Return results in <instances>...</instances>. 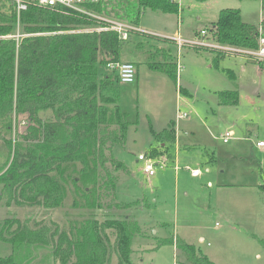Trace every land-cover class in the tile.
Wrapping results in <instances>:
<instances>
[{
	"label": "rangeland",
	"instance_id": "rangeland-1",
	"mask_svg": "<svg viewBox=\"0 0 264 264\" xmlns=\"http://www.w3.org/2000/svg\"><path fill=\"white\" fill-rule=\"evenodd\" d=\"M179 4L178 13L146 9L137 26L143 32L136 39L144 45H128L122 55L123 60H132L135 77L133 82L117 85L119 106L131 124L124 146L116 147L115 153L129 172L118 173L116 195L100 189V207L94 215L99 221L128 217L138 222L140 232L131 245L134 264H195L174 244H159L176 236L215 264H264V191L258 187L264 183V147L257 145L264 141V66L256 61L264 63V58L255 53H245L249 58L226 53L213 64L210 51L219 49L213 47L216 42L210 29L221 9H239L242 20L252 24L260 23L264 10L260 0H179ZM201 30H206L204 36ZM177 36L201 43H185L178 51L173 41L166 40ZM155 46L164 47L167 58L177 63L176 82L148 67V62L164 59ZM99 72L109 75L111 86L117 84L116 74L108 67L99 65ZM180 85L190 95L179 93ZM220 90H237L238 104H220ZM178 108L189 116L177 118ZM171 120L175 139H165V151L152 155V149H162L157 145L162 137L156 133L163 134ZM28 124L26 114L16 116L11 136L18 139ZM230 130L233 133L225 143L222 136ZM9 136L2 131L1 148ZM142 153L166 165L157 166L148 176L137 160ZM106 166L112 170L110 164ZM194 169L197 176L190 173ZM136 201L134 206L122 207ZM5 202L0 185V222L13 217L32 227L42 223L68 229L83 212L74 207L70 190L59 207ZM106 233L111 251L107 264H121L113 246L114 231ZM10 252V244L0 239V256ZM32 256L24 264H60L51 247L33 248Z\"/></svg>",
	"mask_w": 264,
	"mask_h": 264
},
{
	"label": "trees",
	"instance_id": "trees-1",
	"mask_svg": "<svg viewBox=\"0 0 264 264\" xmlns=\"http://www.w3.org/2000/svg\"><path fill=\"white\" fill-rule=\"evenodd\" d=\"M87 6L101 15L138 25L146 9L178 13L180 4L179 0H99ZM260 6L264 10V0ZM16 23L12 6L5 10L0 6V35L14 33ZM19 24L25 36L18 43L13 38H0V134L10 135L0 147L2 195L7 205L59 207L70 190L74 207L83 212L68 229L42 223L32 227L18 218L6 217L0 222V239L10 244L11 252L0 256V264L28 263L33 248L43 247H51L60 264H107L111 253L107 229L114 231L113 246L120 263L134 264L131 245L140 232L138 222L128 217L99 221L94 215L100 207V189L116 195L118 173L129 172L115 150L124 146L131 124L118 103L117 76L113 87L109 75L101 76L99 65L132 63L122 55L128 45H144L136 40L143 31H132L124 40L114 30H95L104 25L96 19L37 6L21 11ZM210 32L222 47L255 50L259 38L264 37V18L252 24L242 20L239 9H221ZM166 40L176 44L173 39ZM155 51L164 59L148 62V67L176 82L177 63L167 58L164 47L155 46ZM210 51L214 53L213 64L228 53L223 49ZM226 72L234 76L230 69ZM217 97L220 104H238L237 90L217 91ZM20 114H26L29 124L15 139L11 134ZM168 127L163 134L156 133L157 137L173 140V123ZM150 153L160 155L163 150L152 149ZM259 188L263 192L264 183ZM115 204L119 207L117 200ZM168 242L173 239H162L159 244ZM174 242L193 263L215 264L192 244L180 239Z\"/></svg>",
	"mask_w": 264,
	"mask_h": 264
},
{
	"label": "built area",
	"instance_id": "built-area-1",
	"mask_svg": "<svg viewBox=\"0 0 264 264\" xmlns=\"http://www.w3.org/2000/svg\"><path fill=\"white\" fill-rule=\"evenodd\" d=\"M99 0H0V6L5 10L8 7L12 6V9L15 10L17 15V23H16V30L14 33L9 34L7 36L0 35V38H13L15 39L16 43L20 41L22 37L25 36V34L21 33L20 31V24H19V15L20 12L27 9L29 6H37L42 8H58V9H64L66 11H69L71 13H75L78 15H83L88 18L96 19L99 22H103L102 27L94 28L95 30H101V29H111L116 31L121 39H127L128 35L132 31H142L140 28L137 27V25H134L132 23H128L126 21L113 19L104 15H101L99 13H96L92 11L90 8H88V4L97 3ZM206 30H201L200 33L204 36ZM173 40L176 43L178 51L181 49V47L185 44H197L201 42H196L194 40H183L180 37H175ZM213 46V45H211ZM215 48L223 49L227 51L228 53L233 54H239L243 55L244 57L249 58L246 54H256L257 56H260L264 58V37H260L258 40V48L255 50L250 49H235V48H227L222 47L218 44L213 46ZM246 53V54H245ZM255 59V58H254ZM260 61V59L256 60ZM106 67L110 69V71L114 72L118 78L119 82H125L130 83L133 82L135 77V68L134 64L131 62H123V61H110L106 64ZM187 113L180 111L178 108L176 111V117L182 118L186 117ZM231 132H227L224 136H222V140L224 142H227L229 139ZM257 145L259 147H264V141L259 140L257 142ZM137 160L141 161L143 164V171L148 175L151 176L155 173L156 167H163L166 165L165 161L162 159H156L152 157L151 155H147L145 153L139 154L137 156ZM191 174L193 176L198 175L197 170H192Z\"/></svg>",
	"mask_w": 264,
	"mask_h": 264
},
{
	"label": "crops",
	"instance_id": "crops-1",
	"mask_svg": "<svg viewBox=\"0 0 264 264\" xmlns=\"http://www.w3.org/2000/svg\"><path fill=\"white\" fill-rule=\"evenodd\" d=\"M138 26V25H137ZM264 66V65H263ZM232 71V70H231ZM233 72V71H232ZM233 75H234V73H233ZM234 77V76H233ZM177 81V80H176ZM179 93H182V94H184V95H190V93L187 91V89H183L182 87H181V85H180V87H179ZM176 92H178L177 91V89H176ZM183 112H185V111H183ZM187 113V112H186ZM189 116V114L187 113V116L186 117H188ZM170 122H172L173 123V127H174V139H175V121H173V120H171ZM169 123V122H168ZM168 123H167V125H168ZM230 132L231 133H233V131L232 130H230ZM162 137V140H158L157 139V141H160L161 143H157V145L158 144H161V147H162V150L163 151H165V149H166V146L164 145V140H165V137L162 135L161 136ZM167 139V138H166ZM173 139V140H174ZM168 141L170 140V139H167ZM173 140H170L169 142H173ZM224 142V141H223ZM225 143H227V142H225ZM152 147L153 146H155V145H151ZM151 148V147H150ZM149 151V150H148ZM128 169V168H127ZM191 173V172H190ZM192 175V174H191ZM193 176V175H192ZM197 176V175H196ZM260 185V184H259ZM259 187V186H258ZM260 189V188H259ZM172 239H173V242H172V244H174L175 242V240H177V239H180L179 237H171ZM163 239H166V238H163ZM180 240H182L183 242H185L183 239H180ZM185 243H188V242H185ZM188 244H191V243H188ZM175 245V244H174ZM193 245V244H192ZM194 246V245H193ZM195 247V246H194ZM196 248V247H195ZM197 250V249H196ZM199 251V250H198ZM206 256H207V254H205ZM208 257V256H207ZM209 258V257H208ZM211 260V259H210ZM212 261V260H211ZM213 262V261H212Z\"/></svg>",
	"mask_w": 264,
	"mask_h": 264
}]
</instances>
